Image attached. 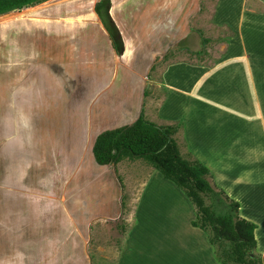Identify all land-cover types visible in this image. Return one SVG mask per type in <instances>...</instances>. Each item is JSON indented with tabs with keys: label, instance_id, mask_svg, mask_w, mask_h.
Listing matches in <instances>:
<instances>
[{
	"label": "crops",
	"instance_id": "0c3cea01",
	"mask_svg": "<svg viewBox=\"0 0 264 264\" xmlns=\"http://www.w3.org/2000/svg\"><path fill=\"white\" fill-rule=\"evenodd\" d=\"M42 1L0 14L10 16L0 21V264H92L83 234L92 215L107 214L91 210V190L99 203L101 186L113 203L119 198L104 174L92 178L106 168L93 161L92 142L138 113L155 126L179 124L171 137L254 224L264 264V228L252 207L264 203V40L239 26L257 20L264 28V0H195L183 18L171 5H144L126 26L114 23L109 4L116 40L94 11L99 0ZM220 28L230 36L218 40ZM124 100L127 115L118 110ZM154 172L126 183L135 203L114 264Z\"/></svg>",
	"mask_w": 264,
	"mask_h": 264
},
{
	"label": "rangeland",
	"instance_id": "374dc122",
	"mask_svg": "<svg viewBox=\"0 0 264 264\" xmlns=\"http://www.w3.org/2000/svg\"><path fill=\"white\" fill-rule=\"evenodd\" d=\"M42 2L46 3L47 0ZM90 3V1L82 2V6L83 4L90 5ZM159 3H164L161 4L162 7L166 4L179 8L182 12L180 18H183L185 13H188V11L194 9L196 6L195 0H164L162 2L161 0H109V4L112 6L114 23L120 26H126L125 23H132L135 17L138 16L137 14L141 10V6H155ZM33 9L36 10L38 8ZM158 9L160 10V8ZM26 12L27 10H23L21 13L25 14ZM147 14L149 15V13ZM209 14L210 12L208 10L207 16ZM144 15L147 17L146 14ZM8 17L10 16H0V21L6 18L8 19ZM243 21L240 22L239 26L242 27L245 34L264 40V28L259 26L262 24H259L257 20H253L250 23ZM220 29L221 33L218 36V40H224L230 36V30L227 28ZM213 30L219 31L218 28H214ZM217 42H213L212 52L214 51V53H211L212 55L219 53ZM205 54L211 57L210 54ZM110 101H112V104L114 103L113 99ZM117 103L119 104L120 102L117 101ZM123 103L124 107L118 110H122L127 115L129 110L128 105L132 103L129 100H124ZM172 125L176 131L179 124L174 123ZM174 139L176 140L179 155L182 158L186 160L195 159L185 149L184 144L179 138ZM119 160V163L109 164L106 168L96 167L95 171L92 170L95 172L92 178L96 176V172H101L108 180L114 183L115 193L117 194V188L119 192V198L116 196V203H113L111 189L107 191L104 186H101L99 188L101 191L99 198L102 199L100 201L101 203H99L96 201L98 198L95 197L98 189L93 188L91 190L93 195L91 210L93 212H104L107 214L102 215V218L97 217L101 214L92 215L89 231L87 233L85 229L83 234V239L88 244V247L85 248V253L89 260L91 258L92 264H114L113 260L118 251L121 237H124L131 223L132 209L135 203H128L131 194L126 188V183L128 180L134 179L137 171L139 173L140 170L147 169L148 167L149 172H151L154 168L144 157L135 158L129 155H122ZM155 173L159 176H155ZM154 174L148 175L145 179L147 184L143 188L141 200L137 206L138 210L133 223L132 233L127 237L130 241L122 247V250H124L122 264H126L128 260H131V264H222L214 254L215 246L210 245L208 242L207 237L210 235L209 229H200V232H198L195 231L196 228L190 226V217L193 216L192 220L195 218L194 205L185 196L182 189L176 186L171 180L164 178L156 169ZM207 180L215 191L222 192L216 186L211 173L207 176ZM75 189L71 191L73 192L71 194H74L73 196L79 199L78 189ZM107 196L109 198L106 200ZM221 196L217 194L214 199L215 202L212 201L214 203V208L212 209L215 212H223L226 210L225 204L221 203L223 202ZM201 198L204 204L211 203V200L207 196L201 194ZM252 207L257 212L258 217L256 218L263 229L264 203L261 202L257 205H252ZM115 213L117 214L115 215ZM197 229L199 228L197 227ZM258 239L261 245V237L258 236ZM251 255L262 260L255 249L252 250ZM261 263L263 262L261 261ZM89 264H91L90 261Z\"/></svg>",
	"mask_w": 264,
	"mask_h": 264
},
{
	"label": "trees",
	"instance_id": "16d2710c",
	"mask_svg": "<svg viewBox=\"0 0 264 264\" xmlns=\"http://www.w3.org/2000/svg\"><path fill=\"white\" fill-rule=\"evenodd\" d=\"M39 0H0V14L18 10ZM108 0H99L94 11L112 39L116 40L115 29L107 15ZM173 125L155 126L144 120L140 113L130 122L98 133L91 146L93 161L100 166L117 162L122 155L144 157L161 175L182 189L194 205L195 218L191 226L209 229L207 237L215 246L214 254L222 264H261L251 255L255 247L254 224L237 215L238 204L228 199L221 191H215L207 180L209 171L196 159L186 160L179 155L171 135ZM201 194L210 204H204ZM222 195L221 203L226 210L215 212L214 199Z\"/></svg>",
	"mask_w": 264,
	"mask_h": 264
},
{
	"label": "bare ground",
	"instance_id": "6f19581e",
	"mask_svg": "<svg viewBox=\"0 0 264 264\" xmlns=\"http://www.w3.org/2000/svg\"><path fill=\"white\" fill-rule=\"evenodd\" d=\"M6 17V16H5Z\"/></svg>",
	"mask_w": 264,
	"mask_h": 264
}]
</instances>
